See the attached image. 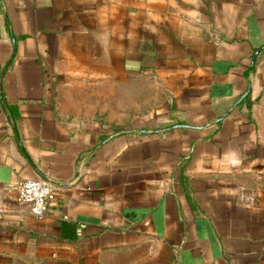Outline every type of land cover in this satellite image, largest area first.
<instances>
[{
    "label": "crops",
    "instance_id": "obj_1",
    "mask_svg": "<svg viewBox=\"0 0 264 264\" xmlns=\"http://www.w3.org/2000/svg\"><path fill=\"white\" fill-rule=\"evenodd\" d=\"M262 46L264 0H0V264H264Z\"/></svg>",
    "mask_w": 264,
    "mask_h": 264
},
{
    "label": "built area",
    "instance_id": "obj_2",
    "mask_svg": "<svg viewBox=\"0 0 264 264\" xmlns=\"http://www.w3.org/2000/svg\"><path fill=\"white\" fill-rule=\"evenodd\" d=\"M55 198V189L46 180H26L19 187V200L28 203L37 217L46 215Z\"/></svg>",
    "mask_w": 264,
    "mask_h": 264
},
{
    "label": "water",
    "instance_id": "obj_3",
    "mask_svg": "<svg viewBox=\"0 0 264 264\" xmlns=\"http://www.w3.org/2000/svg\"><path fill=\"white\" fill-rule=\"evenodd\" d=\"M264 49V46H262V47H259L258 49H256L255 50V52H254V54H253V59H252V67L254 66V64H255V62H256V58H257V56H258V54H259V52L261 51V50H263ZM250 89H251V83H249V86H248V88H247V90L239 97V99L236 101V103L233 105V106H236L241 100H243V98L249 93V91H250ZM233 106L224 114V115H222L220 118H219V120H222L223 118H224V116L228 113V112H230L231 110H232V108H233ZM178 127H189L188 125H178ZM165 129H161V130H158V131H164Z\"/></svg>",
    "mask_w": 264,
    "mask_h": 264
}]
</instances>
